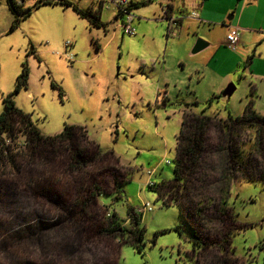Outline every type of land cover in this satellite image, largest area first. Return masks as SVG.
<instances>
[{
  "label": "rangeland",
  "instance_id": "obj_1",
  "mask_svg": "<svg viewBox=\"0 0 264 264\" xmlns=\"http://www.w3.org/2000/svg\"><path fill=\"white\" fill-rule=\"evenodd\" d=\"M39 1L25 0L31 14L13 28L16 15L8 0H0V115L4 98L14 93L26 67L27 86L14 93V101L42 135L80 126L103 153H114L130 170L122 201L113 203L108 195L99 198L107 208L106 219L112 217L108 212H115L130 230L134 220L129 211L134 214L146 203L153 211L140 222L143 245H124L120 236H99L82 223L63 221L22 186L0 180V264H231L235 258L242 264H264V126L253 123L234 132L249 159L240 172L225 166L219 132L212 128L208 135L206 166L212 193L227 168L230 206L242 226L235 229L229 251L218 247L231 223L214 215L217 200H209L210 208L194 223L207 244L196 254L199 249L179 209L164 205L149 188L147 175L156 170L151 181L158 185L174 178L184 111L206 110L225 120L249 111L264 116V0H258V6L257 0H194L200 20H184L185 29L175 36L163 20V7L176 5L182 18L192 12L193 0H132L137 5L131 13L135 36L120 29L112 8L102 10L101 22L108 26L101 28L74 9L98 8L93 0H65L71 7L47 0L53 4L35 9ZM230 23L242 29L235 51L225 44ZM197 40L211 45L191 55ZM68 42L74 62L65 56ZM230 84L236 91L227 100L221 95ZM17 137L15 143L23 145L22 133ZM15 143H10L14 154L24 150ZM29 169L26 166L22 174ZM33 170L39 177L43 168ZM249 174L253 176L247 179ZM27 227L39 228V234L25 237ZM127 237L134 241L132 234Z\"/></svg>",
  "mask_w": 264,
  "mask_h": 264
},
{
  "label": "trees",
  "instance_id": "obj_2",
  "mask_svg": "<svg viewBox=\"0 0 264 264\" xmlns=\"http://www.w3.org/2000/svg\"><path fill=\"white\" fill-rule=\"evenodd\" d=\"M50 3L51 1L40 0L34 8L38 9L41 5ZM8 4L16 15L13 28L21 19L31 14L32 8L25 9V6L16 5L13 0H8ZM54 4L72 6L65 0L56 1ZM132 7L134 10L137 5L132 4ZM74 9L93 25L99 28L108 26L101 22V8L90 7L83 11L74 6ZM168 9H171L170 5ZM28 74V69L24 67L23 74L17 79L14 93L17 94L27 86ZM14 93L4 98V111L0 115V180L22 186L30 196L42 200L57 216L63 217V221L74 220L82 223L95 230L99 236H120L124 245H143L145 231L140 226L142 217L129 211L128 215L134 221L128 230L121 225L115 212L111 219H106L107 208L99 201L102 195L110 196L113 203L123 200V189L130 180L131 172L121 163L119 157L111 152L103 153L80 126H64L55 136L42 135L33 125L31 117L16 108ZM205 111L196 114L188 109L183 112V122L177 137L174 178L161 185L156 184V187H149L157 191L164 205H174L179 209L184 222L192 231V242L199 249L196 254L207 249L205 236L200 235L194 223L210 208L207 204L212 202L209 200L213 203L217 200L218 207L214 215L226 217L231 223L230 230L224 232L223 239L218 244L219 250L229 251L235 229L242 228L238 223V214L230 206L232 184L227 178V168L223 175L225 177L216 180V194L212 193V176L206 166L210 130L215 128L219 132L218 150L223 154L225 166L230 164L232 169L239 171L245 168L243 165L249 159L244 155L245 146L241 145L240 136L234 132L252 127L253 123L264 126V116L257 115L254 111L245 112L238 117L229 115L227 120L220 118L217 113L209 116ZM18 133L24 136L23 145L15 143ZM13 142L15 146H24V150L20 149L14 154V148L10 144ZM26 166L31 170L23 175ZM37 166L43 168L39 177L32 171ZM7 169L10 172L6 173ZM24 232L25 237H34L39 234V228L27 227ZM129 234L133 235V242L128 240ZM230 263L242 264L237 258Z\"/></svg>",
  "mask_w": 264,
  "mask_h": 264
},
{
  "label": "built area",
  "instance_id": "obj_3",
  "mask_svg": "<svg viewBox=\"0 0 264 264\" xmlns=\"http://www.w3.org/2000/svg\"><path fill=\"white\" fill-rule=\"evenodd\" d=\"M16 5L19 6H25V0H13ZM93 3L95 5H99V7L104 9H110L113 8L116 10V21H121L120 29L123 30L125 34H129L131 36L136 35V28L134 27V17L132 16L133 7H132V0H93ZM163 20L168 21L169 23V34L172 36H175L176 31L180 27V23L182 21V18H179L177 16H171L170 10L168 7H163ZM188 18L198 20L199 15L196 9H193L190 14H187ZM242 30L238 27H234L227 35L226 37V45L227 48L231 51H235L239 45H240V37ZM66 46V52L65 56L68 61L74 62L75 55L71 52L72 44L70 42L65 43ZM167 164H170V161L166 162ZM156 174V170H152L148 172L149 181L148 186L149 187H156V183H153L151 181V177ZM153 205L151 203H146L143 206H139L135 209V215L143 217L144 214L150 213L153 211ZM108 217L110 218L112 216L111 213H107Z\"/></svg>",
  "mask_w": 264,
  "mask_h": 264
},
{
  "label": "crops",
  "instance_id": "obj_4",
  "mask_svg": "<svg viewBox=\"0 0 264 264\" xmlns=\"http://www.w3.org/2000/svg\"><path fill=\"white\" fill-rule=\"evenodd\" d=\"M196 1H198V0H196ZM196 1H194L193 0V2H192V7H193V9H196V10H198V5H197V2ZM260 1H258L257 0V2H255L254 4L256 5V6H258L257 4L259 3ZM134 4V3H133ZM171 6V9H169L170 10V14L169 15H171V16H175L174 14H176V16H177V13H176V10H175V6L176 5H173L172 3H168L167 5H166V7H168V6ZM248 5V3H247V1H245L243 4H242V13L244 12L245 13V11L247 10L246 8V6ZM98 8L100 9V7H99V5H98ZM97 8V9H98ZM113 9V8H112ZM113 10H115V9H113ZM198 12V11H197ZM180 13H183V12H180ZM114 14H115V21H116V10H115V12H114ZM199 14V13H198ZM178 17V16H177ZM181 18V17H180ZM191 18H188V16L186 15V16H182V21H181V23H180V27L178 28V30H177V32L178 31H183L184 29H185V23H186V21H184V20H190ZM234 19V17H229L228 18V21H232ZM198 20H200V14H199V19ZM189 24H190V21H187ZM223 24H226V22L223 20ZM235 26H237L236 24H233V23H230L229 24V30H232ZM238 28H240L241 29V27H239L238 26ZM136 30V29H135ZM242 30V29H241ZM246 33V32H245ZM227 35H228V33H227ZM227 35H226V37H227ZM240 38H242V35H241V37ZM225 41H226V39H225ZM209 44V43H208ZM226 44V43H225ZM240 44H241V40H240ZM211 44H209V46H210ZM239 47H240V45H239ZM238 47V48H239Z\"/></svg>",
  "mask_w": 264,
  "mask_h": 264
},
{
  "label": "water",
  "instance_id": "obj_5",
  "mask_svg": "<svg viewBox=\"0 0 264 264\" xmlns=\"http://www.w3.org/2000/svg\"><path fill=\"white\" fill-rule=\"evenodd\" d=\"M207 47H209V44L203 40H197L196 44L192 47L191 50V55H196L198 53H200L201 51L205 50ZM236 91V88L234 85L230 84L226 90L224 89L223 93H222V97H224L225 99L229 100L231 98V96L234 95Z\"/></svg>",
  "mask_w": 264,
  "mask_h": 264
}]
</instances>
